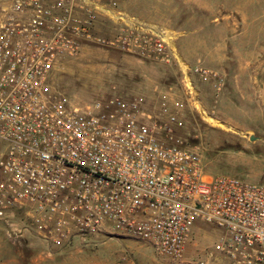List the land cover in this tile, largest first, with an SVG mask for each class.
Listing matches in <instances>:
<instances>
[{
	"label": "built area",
	"instance_id": "obj_1",
	"mask_svg": "<svg viewBox=\"0 0 264 264\" xmlns=\"http://www.w3.org/2000/svg\"><path fill=\"white\" fill-rule=\"evenodd\" d=\"M104 14L108 38L94 33ZM87 42L170 60L164 33L117 0L0 6V225L11 243L37 240L50 254L74 241L140 240L177 264L200 222L220 235L199 264H264V182L208 175L197 152L172 143L165 107L155 115L136 98L79 101L55 87L59 62Z\"/></svg>",
	"mask_w": 264,
	"mask_h": 264
},
{
	"label": "rangeland",
	"instance_id": "obj_2",
	"mask_svg": "<svg viewBox=\"0 0 264 264\" xmlns=\"http://www.w3.org/2000/svg\"><path fill=\"white\" fill-rule=\"evenodd\" d=\"M117 3L145 28L164 33L170 60L87 42L59 62L55 87L79 101L102 94L136 98L155 115L165 107L177 121L172 143L197 152L208 175L264 182V0ZM113 30L104 14L94 33L108 38ZM196 68L216 78L200 76ZM219 235L196 223L177 264L207 261ZM42 245L31 239L15 246L0 225V264H115L110 254L119 261L124 254L133 264H173L140 240L74 241L50 254Z\"/></svg>",
	"mask_w": 264,
	"mask_h": 264
},
{
	"label": "crops",
	"instance_id": "obj_3",
	"mask_svg": "<svg viewBox=\"0 0 264 264\" xmlns=\"http://www.w3.org/2000/svg\"><path fill=\"white\" fill-rule=\"evenodd\" d=\"M5 3V0H3V4ZM127 252V251H126ZM110 257L114 258V260L116 261L115 264H133L131 261L129 260H125L124 259V254L122 255V258H120L121 261L118 260L117 256H112L110 254ZM216 260L214 261V264H222L221 260L219 257L215 258Z\"/></svg>",
	"mask_w": 264,
	"mask_h": 264
}]
</instances>
